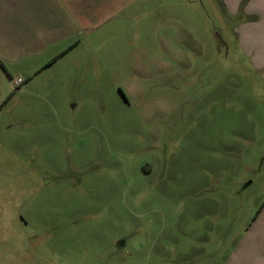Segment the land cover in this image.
I'll list each match as a JSON object with an SVG mask.
<instances>
[{"label": "rangeland", "instance_id": "obj_1", "mask_svg": "<svg viewBox=\"0 0 264 264\" xmlns=\"http://www.w3.org/2000/svg\"><path fill=\"white\" fill-rule=\"evenodd\" d=\"M79 21L0 95V264H264V0Z\"/></svg>", "mask_w": 264, "mask_h": 264}, {"label": "crops", "instance_id": "obj_2", "mask_svg": "<svg viewBox=\"0 0 264 264\" xmlns=\"http://www.w3.org/2000/svg\"><path fill=\"white\" fill-rule=\"evenodd\" d=\"M87 15L90 0H0V95L15 85L17 63L25 64L21 70L26 73L45 65L53 56L50 49L72 37L74 25Z\"/></svg>", "mask_w": 264, "mask_h": 264}]
</instances>
